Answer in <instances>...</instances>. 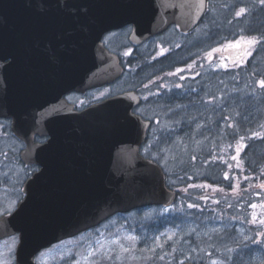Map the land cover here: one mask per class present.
Segmentation results:
<instances>
[{
	"label": "water",
	"instance_id": "1",
	"mask_svg": "<svg viewBox=\"0 0 264 264\" xmlns=\"http://www.w3.org/2000/svg\"><path fill=\"white\" fill-rule=\"evenodd\" d=\"M207 7L208 0H0V116L12 117L15 134L27 142L22 159L41 166L25 183L26 197L12 213L0 217V240L19 234L17 264H37L43 249L117 213L169 206L178 197L163 167L141 153L152 122L134 112L142 103L136 90L80 112L57 110L42 117L38 79L12 78L8 87L9 76L25 72L15 54L20 42L38 41V31L76 41L85 36L88 72L83 80L81 66L75 87L85 81L93 87L123 73L118 56L102 42L106 32L132 25L131 40L136 44L172 25L189 33L200 24ZM38 19L45 26L38 27ZM9 56L14 60L5 64ZM25 81L32 83V89L22 85ZM35 133L50 139L35 144Z\"/></svg>",
	"mask_w": 264,
	"mask_h": 264
},
{
	"label": "flooded vegetation",
	"instance_id": "2",
	"mask_svg": "<svg viewBox=\"0 0 264 264\" xmlns=\"http://www.w3.org/2000/svg\"><path fill=\"white\" fill-rule=\"evenodd\" d=\"M250 1L246 0L242 6L245 10L244 13L250 11ZM211 2L212 0H208L207 13L211 9ZM257 4L258 7L255 10L259 9V11H255L254 16L259 15L260 19L247 21L245 31L241 33L258 41L252 47L244 43L239 49L226 47L229 42L236 41L239 34H234L235 29L230 27L228 22L221 24L218 18L212 20L213 25L209 30L210 41L206 42L209 44L208 47L203 45L204 41L201 38L194 44V48L189 47L186 42L170 43L162 40L163 42L154 43V40L162 38L172 29L182 37L191 35L200 28L205 18L190 33L181 32L176 25H172L166 31L141 44H136L131 40L132 25L106 32L102 37V42L111 53L118 56L123 73L112 82L93 87L88 86L86 81L78 83L75 87V78L80 76L81 66H83V80L87 77L88 72L85 62L87 57L89 58L90 52L87 51L89 41L85 36H80L81 40L76 41L74 37L69 40L67 36H58V33L38 31V41H22L19 44L20 47L15 51L21 62L20 66L25 72L9 76L8 87L11 86L12 78L22 76L26 80L38 79V105L42 109L40 112L42 117H45L43 115L45 112L57 110L64 112L73 109L80 112L128 90H136L142 96V103L135 109V112L139 114L143 113L144 107L156 111L162 105L168 107L171 105L172 96L177 98L178 95H181V102L184 103L183 108L190 110L194 105H197L200 110L206 109V116L201 112V121H199L201 126L205 123L214 130H220L219 134L218 131H215V135L217 141L225 143V146L219 148V143L213 158L217 161H225L226 166L218 168L214 173L216 181H219L218 176L225 178L224 174L228 173V178L225 179L233 189L238 183L250 179L246 176V170L242 169L243 152L247 139L242 135L238 136L237 143L244 140L245 144L237 152V143H235L233 133L239 122L237 114L251 107L252 94L249 90L235 89V78L237 77L235 72L236 70L243 72L252 70L254 75L258 70L257 66L264 61V3L257 0ZM42 11L38 10V12ZM214 12L218 16L221 13L217 8ZM38 21L41 22L38 27L45 26L43 24L45 21L39 19ZM27 27L36 28V26ZM53 28L55 26H52ZM70 35L74 36V33H70ZM162 49L165 51L160 54ZM213 49H217V51L213 52ZM207 52H210L211 56L207 57ZM248 52H251V55H248ZM13 60L14 58L9 56L4 60V63L8 64ZM203 77L210 78L220 88H216L211 93L207 92L209 89H204L205 85H202ZM260 78L257 79L261 80ZM239 84L244 85V82ZM22 85L32 89L30 81H25ZM147 97H150L148 103L146 102ZM236 102L239 104L235 105ZM142 115L144 116V114ZM208 117L211 118V121ZM13 124L12 117L0 116V172L4 175L2 181L4 189L9 188L11 161L13 164L15 163V165L12 164L15 168L17 166L25 171V181L41 169L37 163H26L22 160V152L28 148V144L15 134ZM49 139L48 135L34 134L35 144H45ZM11 141L15 142L17 146L13 150ZM141 150L144 153L143 148ZM233 157H237L235 160L239 165L237 166L238 172H242L244 177L238 175L235 170L236 165ZM25 188L24 184L18 186L17 205L26 197ZM258 189L259 191H255L252 195L263 196L264 180ZM256 220H259L260 223V219L256 218Z\"/></svg>",
	"mask_w": 264,
	"mask_h": 264
},
{
	"label": "rangeland",
	"instance_id": "3",
	"mask_svg": "<svg viewBox=\"0 0 264 264\" xmlns=\"http://www.w3.org/2000/svg\"><path fill=\"white\" fill-rule=\"evenodd\" d=\"M245 3L246 0H212L211 9L196 32L182 37L172 29L162 38L154 40V43L159 41L186 42L189 47H193L201 38L204 41L203 45L208 47L209 44L206 42L210 41L211 36L209 30L216 18L221 24L228 22L230 27L235 29L234 34H239L235 40L244 37L246 41L251 37L241 33L245 31L247 21L258 20L260 17L259 15L254 16V12L259 11V9L255 10L258 7L257 0L250 1L249 12L238 16L237 12ZM216 8L221 11L219 16L214 12ZM208 53L210 52H207V57ZM257 67L260 74L256 73L254 77L256 80L261 77V80L254 81L255 85L256 83L259 85V81L264 80V61ZM249 91L253 94L251 89ZM254 93L256 94L255 105L237 114L239 122L235 128L236 132L255 124L253 132L257 133L259 127L264 125V90H257ZM149 98H146L147 103ZM146 109L145 112L150 114L149 107ZM151 112L152 115L156 113L154 110ZM166 124L159 122L153 126L145 153L150 157L161 158L160 163L170 176L169 183L177 187L183 185L186 178L178 176L179 165L173 160L172 154L177 150L185 159L188 151L191 150V145H184L182 141L174 144L177 140V133L173 128L177 126L176 129L179 130L189 125L184 122L179 126ZM216 131L219 134L220 130ZM195 134L197 135L196 140L201 141L198 137V130ZM188 139L194 141L191 137ZM244 144L245 141L241 140L236 144V148L241 150ZM224 146L225 143L219 148ZM15 147H17L15 142L11 141L12 150ZM199 148L200 146L198 150ZM234 151L236 153V150ZM12 164L11 161L10 184L7 189L2 186L4 175L0 172V215L16 207L19 197L18 186L24 184L26 179L25 171L17 166L15 168L13 166L15 163ZM179 190L180 198L173 205L148 206L127 213H119L91 230L44 249L39 253L37 263L177 264L193 261L197 264H212L213 261H217L218 264H264V224H260L259 220L252 222L254 214L256 218L264 219V195L241 198L243 193L219 189L203 195L197 194V189L189 186H181ZM255 191H259L258 187L253 193ZM212 198H215L212 202L216 203L207 202ZM189 205L196 206L189 207ZM251 205H256V207L253 208ZM18 242V235L0 241V264H16ZM90 253H95V255H90Z\"/></svg>",
	"mask_w": 264,
	"mask_h": 264
},
{
	"label": "trees",
	"instance_id": "4",
	"mask_svg": "<svg viewBox=\"0 0 264 264\" xmlns=\"http://www.w3.org/2000/svg\"><path fill=\"white\" fill-rule=\"evenodd\" d=\"M256 73H259V71L257 70ZM235 74L237 75V77L235 78V89H239V90L242 89L246 91L251 89L253 93L251 105H255L254 100L256 99V94L254 92H256L257 90L260 91L261 89L264 90V88H262L260 84L258 85L256 83L257 86L254 84V81H258V79L256 80V78L252 74V70L251 71L248 70L244 72L242 70H236ZM243 77H245L246 79H244ZM203 80L204 81L202 82V85L203 86L205 85L204 89H209L207 90V92L209 93H211V91H214L216 88H220L219 86H216L215 84L216 82L212 81L210 78L203 77ZM243 82L244 85L239 84ZM245 83L247 84L250 83V85H245ZM181 101H182L181 95H178L177 98L172 96L171 105H168V107L166 105H162L161 107H159L160 109L158 111L154 110L156 111V113H154L153 115L151 114L152 112L150 108H149L150 114L145 112V109L147 107H144L143 110V114L146 117L153 119L154 125H156L159 122H164L167 124L171 123L178 126L180 123L184 122L187 125H189L187 126V128L182 127V129L179 130L176 129L177 126L173 128L176 130L177 133V140L176 142H174V144L179 141H182L184 145H191V150L188 151V156L185 159L180 156L179 151L177 150H175V153L172 154V156H174L173 160L176 162V164L179 165L180 170L178 172V176L182 178H186V181L183 185H179L175 188L179 190L181 186H189L190 188L197 189V194L201 193L203 195L210 194L209 191L213 192L214 189H219L224 191H231L234 189L233 193L240 192L244 194V195L242 194L243 196L241 195V197L251 196L255 188L256 187L259 188L260 185L262 184V180H264V125L259 127L257 133L253 132V128L255 127L254 126L255 124L248 125V127H245L243 130H239L238 131L239 133L236 132L235 130L237 126L234 128V133L233 131H231V133H233V136L235 138V143H237V139L239 135H242V137L247 139L246 141L247 143L245 145V149L243 152L244 156H243L242 167L244 166V169L246 170V176L250 178L249 180H245L242 181L241 183H238L233 189H231L230 184L228 185L226 179L223 176H218L219 181H216V175L214 173L215 170H217L218 168H224L226 166V163L225 161H217L216 159L213 158V154L215 153L216 147L219 144L217 141V136L215 135L216 129L215 130L212 129L210 125L205 123H203L201 126L199 123V121H201L200 119V116L202 115L201 112L205 114L206 109H204L203 111L200 110L197 105H194L192 109L188 110L182 107L184 103H182ZM238 104L239 103L236 102L235 105ZM206 115L207 114H205V116ZM208 118L209 121H211V118L210 117ZM197 130L199 132L198 137L199 139H201V141L196 140L197 135L195 133L197 132ZM248 131L249 133H246ZM188 137L193 138L194 141H190ZM150 139H151V134L148 141ZM156 142L158 143V141ZM221 144L222 143H220V145ZM198 146H200L199 150H198ZM163 148L165 150V145L163 146ZM152 158L160 163L159 159L161 158L159 157L158 158L152 157ZM235 165H236L235 170L238 172L237 160H235ZM238 175L243 176L242 172L241 173L238 172ZM167 177H168V181H170V176L168 175V173H167ZM196 184L197 186H194ZM201 187H206V188L202 189ZM214 199L215 198H212L207 202L216 203V202H212V200Z\"/></svg>",
	"mask_w": 264,
	"mask_h": 264
},
{
	"label": "snow or ice",
	"instance_id": "5",
	"mask_svg": "<svg viewBox=\"0 0 264 264\" xmlns=\"http://www.w3.org/2000/svg\"><path fill=\"white\" fill-rule=\"evenodd\" d=\"M261 2L264 3V0H261ZM244 11H245V10H244L243 8L240 9V11L237 12V15H238V16L241 15L242 13H244ZM242 41H243L245 44H248V45H255V44L258 43V41L255 40V39H253V38H249L248 40L245 41L244 37H241L239 40H236V41H234V42H229V44L226 45V47L237 48V49H239V48H241V46H242ZM164 51H165V50L162 49L160 54H163ZM212 51L215 52V51H217V49H213ZM208 55L211 56V53H208ZM248 55H251V52H248ZM224 66H226V65H224ZM178 71H180V70L178 69ZM259 84H260V86H261L262 88H264V80L259 81ZM102 95H103V94H102ZM242 139H243V138H242ZM237 152H239V148L237 149ZM233 159L235 160V159H237V157H233ZM237 166H239V165H237ZM224 175H225V178L227 179V178H228V173H225ZM209 187H210V186H209ZM204 198L206 199L207 197H204ZM195 206H196V205H189V207H195ZM251 207L255 208L256 205H251ZM252 222H256L255 214L253 215V221H252ZM260 223H261V224H264V219L260 220ZM160 246L162 247V245H160ZM101 247H102V246H101ZM126 251H127V250H126ZM90 255H95V253H90ZM161 259H163V257H161ZM212 264H218V262H217V261H213Z\"/></svg>",
	"mask_w": 264,
	"mask_h": 264
}]
</instances>
